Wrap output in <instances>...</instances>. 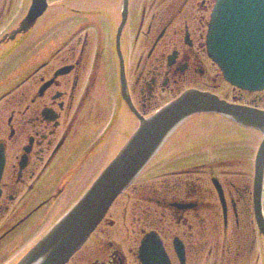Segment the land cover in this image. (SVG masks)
I'll return each instance as SVG.
<instances>
[{
  "label": "flooded vegetation",
  "instance_id": "1",
  "mask_svg": "<svg viewBox=\"0 0 264 264\" xmlns=\"http://www.w3.org/2000/svg\"><path fill=\"white\" fill-rule=\"evenodd\" d=\"M137 2L141 1L130 4L127 24L120 40L128 92L134 108L141 115L148 116L187 89L210 92L220 90L219 82L224 83L221 72L206 51L208 23L215 0H181L174 3V6H170L165 0H152L149 9L145 3L139 9L136 7ZM104 6H108L107 9L104 8L108 15L103 13V28L107 31L101 33L99 30L94 37L93 46V40H90L89 34L86 33L89 26L85 24L89 18L86 9L89 11L92 8L87 4L85 10H72L78 16L76 19H81L82 23L71 26L67 35H56V38H60L59 48L48 53L50 56L46 61L32 65V71L24 76L18 86V96L10 91H4L0 95V161L3 159L4 162L0 180V219L10 212L12 203H32L29 195L34 192V188L42 181L47 171L50 173L52 169L63 165L72 131L74 133L75 127L80 125L78 120L85 106L92 102L93 92L97 89V81L102 73L107 81L109 71L113 74L116 89L109 83V102L117 105L114 121L122 123L119 109L124 110L126 106L121 97L120 60L117 49V29L122 13L116 3L107 4L103 1L96 7L101 8V15ZM113 12L119 14L118 22L110 16ZM142 38V44L144 41L149 44L148 57L143 66L139 58L141 55L137 56L135 62L131 58ZM25 41L26 39L22 41L21 46L25 45ZM76 45L79 48H75ZM1 54L3 51L0 49V58ZM153 54L155 56L151 58ZM106 59L108 68L104 67ZM38 60H44V53L38 56ZM152 60L153 63L148 65ZM60 71L65 73L56 75ZM210 78L214 81L213 86L199 83ZM135 87L140 88L139 94L134 91ZM227 89L225 93L228 100L235 98L239 103L245 102L254 107L264 105V91L252 93L229 86ZM104 94L105 91L103 96ZM128 112L132 114L130 110ZM81 128H85L84 124ZM109 134L111 137L113 135V139L119 136V126L113 125L106 137ZM98 137L100 135L89 146V156H96L100 152L97 148H102ZM85 139L86 136L82 139L81 133L77 140L78 149ZM76 153L77 150L73 154ZM187 179L175 181L173 187L167 182L151 184L149 187L153 193L148 196L140 193L141 186L133 188L131 195L134 194L135 199L139 198L143 203L138 215L132 217V227H126L127 238L132 239V244L135 245L127 248L128 254L121 247H112L114 244L110 245V248H103L98 240L91 242L94 236L92 235L90 242L88 241L89 245L86 244L68 264H73L75 259L78 264H142L139 248L144 236L150 232L158 235L157 238L162 242L170 264H181L175 252V242L184 248L185 264H198L203 260L205 262L207 248L209 258L213 256L214 251L215 264L216 261L227 258V250L230 256L233 254L235 264H253L248 256H255L260 251L255 263L261 259L264 264V236L259 233L255 224L250 184L243 187L242 191L236 189V193L225 192L228 213L227 220L224 221L222 208L217 204L214 195H205L206 191L202 193V187L195 185L193 181L189 183ZM25 184L26 193L20 196ZM191 184L193 186L190 187ZM234 186L230 183V188ZM158 187L162 189L160 194ZM49 190H37L35 200L40 201L39 196L42 194L41 201L28 212L27 217H30L21 220L5 234H0V243L5 241L14 229H18L33 215L50 205L56 194L58 193V198L63 191L61 189L55 194H50ZM46 194L48 195L44 197ZM207 197L212 198L213 203L207 201ZM120 203L115 205V210ZM144 204L146 208H143ZM173 204L190 208L181 209ZM125 212L123 207L121 215L127 220ZM105 223L111 226L113 224L106 219L102 224ZM4 226L1 231L7 230V223ZM104 234L107 235V232ZM233 247L237 248V258L230 251ZM158 260L167 264L161 258Z\"/></svg>",
  "mask_w": 264,
  "mask_h": 264
},
{
  "label": "rangeland",
  "instance_id": "2",
  "mask_svg": "<svg viewBox=\"0 0 264 264\" xmlns=\"http://www.w3.org/2000/svg\"><path fill=\"white\" fill-rule=\"evenodd\" d=\"M27 1L28 0H0V37L7 31L14 30L18 27V24L25 16L24 14L28 5ZM136 1L137 0L133 1V5L136 3ZM139 1L143 2H137L136 7L141 9L142 5L145 3L149 9L150 2L152 0ZM156 1L158 2V0ZM180 1L181 0H165L166 3L170 4V6H174V3L176 4ZM107 2L116 3V1L112 2V0H107ZM48 3L49 9L46 12L45 16L42 18L40 25H38L30 35H23L22 37H19L17 39V41L20 42L22 39H26L24 43L25 45L22 46L23 48H18L17 50H15L16 48H14V51L12 52L11 56L8 57V59L6 58L0 60V92L12 91L14 92V95L18 96L20 91V88L18 86L24 76L32 71V65H37L42 63L43 61H46L47 58L50 56L49 54L59 48L58 40H60V38H56V35L60 33H64V35H67L69 33L68 31H66L68 26H73L75 23H82L80 22V20L72 18V15L69 12V8L73 7L74 0H48ZM78 4L83 7L86 6L85 3H80L79 0ZM89 5L90 0H88V6ZM140 14L141 13H139V15ZM148 17L149 16L147 15L146 21H148ZM85 24H89V26L86 28V33L89 34L90 40H93V46L95 43L94 37L99 33V30L101 33H105L107 29L103 28L104 25H102V22L99 19H96L92 16L87 19V22H85ZM142 42L143 38L140 45L137 44L136 47L134 45L136 50L133 52L134 55L131 58L134 59L135 62L138 59L137 56L141 55L139 58L140 61L143 62L141 63V65L143 66V64L146 63L145 61L148 57L147 55L149 52V44L146 41H144L143 44ZM92 46L91 48H93ZM75 48H79V46L76 45ZM43 53L44 60H38V56H41ZM4 54L5 53L1 55ZM154 56L155 54H153L151 58H154ZM153 60L150 61L148 65L153 63ZM105 64L106 65L104 67L108 68L109 64H107V59L105 60ZM209 75L211 76V73H209ZM110 76H112V78ZM134 79L135 76L132 77V80ZM114 80L115 79L113 77V74H111L110 71L108 73V81L103 75V73L98 78L97 89H95L93 92L94 98L92 102L88 103L85 106L83 114L78 120V122L80 121V127L76 126L74 133L72 131L71 138L67 144L68 148L70 149V154H68L67 148L66 159L65 162H63V166L65 167L64 169L61 168L63 169V171L59 179L55 180L54 182L45 181L47 180L49 176L48 175L34 188V192L29 195V200H32V203L24 205L25 201L22 204H18V201H16L10 205V212L1 217L0 231L4 224L7 223L8 225L6 231L2 230L0 232V234L3 235L7 231H9L14 225H16L20 220H22L23 217L27 216L28 212L33 207L35 208L36 204L41 201L42 194L39 196L40 201L39 199L35 200L36 194L40 190H46L47 188H49V193L55 194L60 188H66L67 185L70 187V189L66 188L69 193L64 192V194L61 196L62 199L60 198L61 200H59L58 202H56L58 200L56 198L52 200L50 205H48L45 209L43 208V212H40L38 216H35L32 220L28 221L19 230L14 229L13 233L10 234L5 239V241L0 243V264H14L15 262L17 263L19 258H21V255L24 254L25 251L30 249L31 245L36 240H38L70 207L69 205L71 202L73 203L75 201L77 193L83 190L84 187H87V185L91 181V178L96 174L97 171H99L101 166L103 168L102 164H105L106 161L108 162L113 156L116 155V148L117 146H119L120 143L118 142L115 145L116 147L105 151L109 146L112 145L111 142L113 143L114 139L113 135L112 137L111 135L109 137H106V135L104 134L101 135L106 126L112 123V119L114 116L115 104L109 102L111 99L110 84H113L115 82ZM199 83L213 86L214 81L212 80V78H210L204 79ZM219 83L221 84V89L212 91H214L219 96L226 98L227 93L225 92L228 91L227 86L222 85L221 82ZM174 87L175 84L173 83V88ZM196 87L200 86L196 85ZM135 88L136 90L134 89V91L139 94L140 88ZM104 91L105 94L103 96ZM100 95L101 98H99ZM164 96H166V94ZM260 107L263 108L264 105H261ZM127 122L128 120L126 118V124ZM83 124L85 128H81ZM124 130L127 134L128 132L126 127L124 128ZM100 131L102 132L100 133ZM81 133L82 139H84L86 136V141L78 149L77 140H79V135ZM220 133H223L222 130L220 131ZM220 133L218 134L220 135ZM249 133L250 134L245 135V137H231L229 141L225 140L226 142L224 143L214 144V147L211 146L213 143H211L210 145H206L201 149L202 152L195 151L187 153L186 155H183L182 152L178 154L172 153L171 156L166 154L160 157L161 159H156L148 167L145 173H143L141 177L134 183L132 187L142 184L140 193L142 195L148 192L152 194L153 190H151L152 188L149 187V184L151 182L150 177L154 173L163 174L168 171H176L180 169L191 170V167L200 164L204 165L202 167L204 168V174L202 175V178L206 180L205 182H207L210 177L217 176L221 180V182H223L224 188L226 189V193H228V191L236 193V189L237 191H242L243 187H246L247 184H251L254 171L253 160L257 150V140H254L253 137H251V132ZM98 135H100V137H98V141L101 140L100 146L102 148H97L98 150H100V152H98L96 156H89V153H87L89 146L93 140H96V137ZM124 138L126 139L127 136L125 135ZM178 149L180 148L178 147ZM76 150L77 153L73 154ZM192 150H194V147L192 148ZM101 161L102 163H100ZM64 176H67V178ZM230 183L235 185L234 188H230ZM204 184L205 183L202 184L203 189L205 188L207 190V186H205ZM132 187L126 192L124 196H122L118 200L116 204H118L119 202L121 203L117 206L116 210L114 206L111 214L109 213L107 220L113 222L112 226L111 224L108 225L107 223L100 225L99 229L96 230L97 232H94L93 238H90L91 240L89 239L91 242H93V240H98L100 245L102 244L103 248H110V245L114 244L112 245V247H121L123 248L124 252L126 251V253L127 248L135 246L134 244H132V239L127 238L126 227H132V217L134 215H138L140 209L142 208V203L141 199H135V196L134 198H132ZM26 188L27 186L25 184L22 187L20 196L26 193ZM208 192H210L209 189ZM208 192H206L205 195ZM158 193H162V189L160 187H158ZM47 195L48 194L44 195V197H46ZM129 195L130 197H128ZM206 199L207 201L213 203V201L210 200V197H207ZM34 200L36 202H34ZM262 201H264V195L262 197ZM123 207L126 211L125 213L127 215V220L123 219L121 215V210ZM146 207L147 206L144 204L143 208ZM21 208L24 209L20 210ZM104 232H107V235H105ZM11 235L12 237H10ZM89 242L87 243V245H89ZM230 251L233 252L236 257L237 248H230ZM228 252L229 251L227 250L225 253V255H227V258L216 261L217 264H235L232 258L233 254L230 256ZM259 253L260 251L257 252L255 256L254 254L248 256V259L251 258V263L263 264L261 259H259L258 262L256 261L255 263V259L258 258L257 254ZM214 255L215 253L213 251V256L209 258L207 250V255H205V262L203 260L201 263L198 264H215L213 263L216 260ZM73 264H78L77 259L74 260Z\"/></svg>",
  "mask_w": 264,
  "mask_h": 264
},
{
  "label": "water",
  "instance_id": "3",
  "mask_svg": "<svg viewBox=\"0 0 264 264\" xmlns=\"http://www.w3.org/2000/svg\"><path fill=\"white\" fill-rule=\"evenodd\" d=\"M46 8V0H32L27 17L3 41L27 33ZM259 25L264 26V0L218 1L208 38L209 53L232 84L244 88L264 86V29ZM203 112L224 114L243 126L264 131V113L230 106L210 94L196 91L183 94L149 120L142 121L140 129L79 203L18 264H65L95 229L115 198L142 172L169 134L187 118ZM263 170L264 141L256 162L255 186L259 195ZM258 223L264 233L261 217Z\"/></svg>",
  "mask_w": 264,
  "mask_h": 264
},
{
  "label": "bare ground",
  "instance_id": "4",
  "mask_svg": "<svg viewBox=\"0 0 264 264\" xmlns=\"http://www.w3.org/2000/svg\"><path fill=\"white\" fill-rule=\"evenodd\" d=\"M147 262V261H146ZM160 264V261L158 260V259H154V261L153 262H151L150 264Z\"/></svg>",
  "mask_w": 264,
  "mask_h": 264
}]
</instances>
